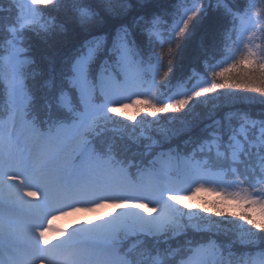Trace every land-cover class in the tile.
Here are the masks:
<instances>
[{"label": "snow or ice", "instance_id": "snow-or-ice-1", "mask_svg": "<svg viewBox=\"0 0 264 264\" xmlns=\"http://www.w3.org/2000/svg\"><path fill=\"white\" fill-rule=\"evenodd\" d=\"M246 3L239 14L228 0H217V10L232 17L219 59L206 62L209 75L167 93L158 91L162 56L156 49L188 38L205 15L202 0H175L166 35L158 16L129 22L130 0H24L19 5L0 55V264H264V249L237 257L213 233L235 228L241 245L251 249L264 243V119L237 112L223 122L213 120L190 151L169 146L153 154L148 130L163 114L183 115L213 96L264 102V0ZM53 11L65 19L57 24ZM68 24L83 38L63 62L59 81L50 65L43 84L55 89L59 115L52 117L48 104V118L38 120L29 85L38 73L22 46L24 33L46 37L58 29L63 34ZM110 24L114 32L107 33ZM134 25L147 37L146 56L130 39ZM102 59L115 67L96 75L94 66ZM168 64L164 87L171 59ZM109 132L152 141L147 145L151 159L123 158L114 149L115 136L112 144L97 147ZM200 192L217 199L197 203ZM108 207L114 212L100 214L98 222L70 230L53 227L62 217ZM211 215L232 219L211 221ZM200 221L207 224L201 227ZM189 229L212 235L190 238ZM129 238L140 250L136 258L125 246Z\"/></svg>", "mask_w": 264, "mask_h": 264}, {"label": "trees", "instance_id": "trees-1", "mask_svg": "<svg viewBox=\"0 0 264 264\" xmlns=\"http://www.w3.org/2000/svg\"><path fill=\"white\" fill-rule=\"evenodd\" d=\"M244 0H228L229 6L232 7V3L243 4ZM88 2H95V0H88ZM217 0H203L205 6V15L196 22L195 27L192 28L191 34L187 39L180 41H173L171 44L164 43L163 48H157L156 51L161 53L162 66L159 69L157 80L160 81L161 87L158 89L160 92L167 93L168 89L176 81H183L186 78L192 80L197 74H193V68L197 72L206 71V62L213 63L219 59L223 45L225 43L226 36L229 30L232 28V17L225 16L222 10L216 8ZM131 9L129 12L128 20L131 22L134 18L143 16L150 20L153 16H160L166 18L168 12L172 11L175 0H130ZM10 7V9H9ZM167 8L166 11H163ZM14 11L12 3L0 0V55L4 51L6 46V39H9L8 26L13 24L10 14ZM46 15H48L46 13ZM52 16L56 18V23L59 24L65 19L63 13H56L53 11ZM236 22V21H235ZM10 23V24H9ZM166 35V27L164 24L159 26ZM107 33L114 32V28L111 24L106 29ZM133 35L136 37L141 49L145 53L150 51L147 37L143 35L139 28L133 26ZM234 38V33H232ZM83 38V34L78 33L73 29L71 24L67 25V31L63 34L57 29L48 36L37 35L34 32L27 31L24 33V40L22 46L27 49L26 55L30 57L34 64L31 66L38 75L35 80H29V85L33 91V97L42 99L46 97L47 87H44V81L50 78L49 66L53 65L56 68V82L59 81V71L63 66V62L67 60L73 51L79 47V44ZM256 43H262L257 40ZM171 48L172 52L169 53L168 49ZM172 61V72L169 73V83L167 87L163 86V74L168 70V61ZM222 93L233 91L230 89L220 90ZM249 95L258 96L259 94L250 93ZM237 112H247L255 120L264 119V102L261 100H246V99H230L227 96H221L219 98L213 96L211 100L201 101L195 105L191 110L185 112L183 115L167 113L163 114V119L166 121H159V123H153L148 126L149 134L152 137V141L162 142H178L185 137L194 138L199 135L206 134L205 129L208 124L213 120L223 122L224 118L229 114ZM121 119V118H120ZM140 119V117H138ZM151 121L152 117H146ZM124 124L126 123L123 120ZM235 123V121H233ZM118 127H122L119 126ZM139 127V126H138ZM167 133V134H165ZM109 136H115L123 145L133 143L136 146L142 143H148L152 141H135L128 139L125 136L124 139H120L119 135L112 132L107 133L105 136L97 140V144L105 142ZM254 163V161H253ZM243 170V169H242ZM199 198V197H198ZM207 215V214H205ZM202 216V215H201ZM221 219H232L231 217H216L210 216L211 221H219ZM230 235H227L226 230L221 229L220 238H225L226 241H233L238 245H241L238 241V233L235 228L229 229ZM264 235V234H261ZM230 237V239L226 238ZM257 246H264V243L258 241ZM246 247V246H239Z\"/></svg>", "mask_w": 264, "mask_h": 264}, {"label": "rangeland", "instance_id": "rangeland-1", "mask_svg": "<svg viewBox=\"0 0 264 264\" xmlns=\"http://www.w3.org/2000/svg\"><path fill=\"white\" fill-rule=\"evenodd\" d=\"M4 1L5 2L10 1L12 3L13 9H14V2H15V4L17 2L18 5H20L24 2V0H15V1L14 0H4ZM9 9H10V7H9ZM8 13L10 14L11 18H14L15 15H19L17 8L13 12L12 11L10 12V10H8ZM126 111H127L128 115H131L133 110L131 108H129ZM117 119H120V118L117 117ZM121 119H123V118H121ZM124 120L126 121V123H129V121H127L126 119H124ZM161 121H166V120L162 119ZM119 126H122V125H119ZM198 194H197L198 196H196V201H195L197 203H199L201 201H211V200L217 199L215 194H213L211 192H200ZM104 212L113 213L114 209L112 207H108L107 209L100 210L99 213L98 212H85V211L77 212V213L62 217L61 219L54 221L53 227L59 226V227H62L64 229H69L73 226L78 225V223H85L88 221L98 222V216ZM200 215L204 216L205 214L201 212ZM199 223L201 224V227H204L207 224V221H200ZM240 223H242V222H240ZM189 230L192 231L191 229H189ZM213 233L222 236V233L220 234V231L216 232L215 229H213ZM226 233H227V235H230L229 230H226ZM230 237H232V236L230 235ZM230 237H226V238L230 239Z\"/></svg>", "mask_w": 264, "mask_h": 264}, {"label": "bare ground", "instance_id": "bare-ground-1", "mask_svg": "<svg viewBox=\"0 0 264 264\" xmlns=\"http://www.w3.org/2000/svg\"><path fill=\"white\" fill-rule=\"evenodd\" d=\"M166 10H167V8H164V9H163V11H166Z\"/></svg>", "mask_w": 264, "mask_h": 264}]
</instances>
